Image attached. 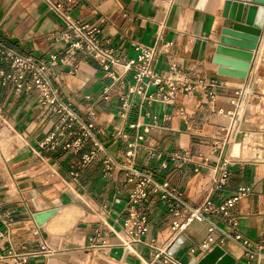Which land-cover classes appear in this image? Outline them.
Returning <instances> with one entry per match:
<instances>
[{
	"label": "crops",
	"instance_id": "1",
	"mask_svg": "<svg viewBox=\"0 0 264 264\" xmlns=\"http://www.w3.org/2000/svg\"><path fill=\"white\" fill-rule=\"evenodd\" d=\"M51 1L71 19L98 28L102 47L121 62L108 71L73 49L64 22L44 0H0V46L33 57L59 102L48 103L35 87L17 90L7 81L11 64L0 61V264H19L17 257L26 254L27 264H197L215 247L235 264H249L247 251L254 254L251 264H264V17L243 80L220 75L214 58L223 29L233 25L227 2H243L247 9L248 0ZM137 46L156 49L153 71L162 80L146 93L132 92L133 73L122 66L137 56ZM201 81L206 89L181 90ZM171 85L178 90L169 100ZM59 105L74 113L73 122L57 112ZM235 120V141L219 151L216 139ZM53 136L58 147L47 141ZM77 140L82 146L65 148ZM236 144L238 156L232 153ZM86 156H92L88 162ZM224 159L231 162L230 175L219 188L214 169ZM134 171L169 180L190 209L206 201L218 207L240 188L250 192L232 211L236 226L228 217L206 214L181 233L173 222L183 221L186 210L176 218L151 193L139 207L148 217V233L126 247ZM44 214L49 218L40 224ZM181 237L173 263L155 259L158 250L169 255Z\"/></svg>",
	"mask_w": 264,
	"mask_h": 264
},
{
	"label": "built area",
	"instance_id": "2",
	"mask_svg": "<svg viewBox=\"0 0 264 264\" xmlns=\"http://www.w3.org/2000/svg\"><path fill=\"white\" fill-rule=\"evenodd\" d=\"M47 3L48 9L55 14H57L60 19L64 22L65 27L68 31L67 38L72 40L73 43L71 47L77 51H80L85 56L94 57L96 60L100 61L106 70H111V68L117 64H120L121 60L114 57V53L102 47L98 28H91L88 25L82 23L81 21H76L70 18V16L63 10L62 4L54 3L51 0H44ZM72 2L73 0H69ZM137 56L133 59L125 60L122 63L123 68L126 73L132 72L135 81V87L132 92H144L148 90L150 86L162 85V80L159 79L153 71V63L156 58V49L147 48L143 46L136 47ZM0 61L9 62L14 70V73L7 77V81L15 85L17 90H22L24 88L32 90L34 87L37 88L41 94L42 99L51 104H58V99L56 98L54 92L51 90L50 84L44 77L42 68L36 63L33 57H23L17 55L13 52L6 50L3 46H0ZM30 76L31 81L25 83L26 78ZM206 89L207 85L204 82L196 83H185L184 87L181 89L183 92H193L197 88ZM171 90L167 95L169 100L174 99L176 92L178 90L174 85L170 86ZM150 99V98H149ZM147 100V99H146ZM126 104L124 108H126ZM59 113L65 112V116L68 121L73 122L75 120V115L73 112H69L66 107L59 105L57 110ZM125 113L121 116L125 117ZM239 126L237 120L234 121L233 126L227 132L226 136L223 138L216 139L215 146L219 151H223L227 146L232 144L238 133ZM63 135V132H62ZM85 137H90L89 134L84 135ZM139 139H142L140 137ZM47 141L52 142L53 147H58L60 145L59 141L55 137H49ZM82 146V142L77 140L75 143H68L65 145L66 149H71L72 147ZM94 146L98 151H102L103 148L98 142H94ZM92 156L84 157V162H88ZM129 157H133V153H129ZM230 161L223 160L219 167L214 169L215 184L217 187L221 188L227 184L229 179V165ZM107 170L110 171L112 166L110 161H106ZM134 178L138 179V182L134 188V191L130 195L129 199V219L125 223L126 234L131 239L129 242H124V245L128 247L129 244L139 243L147 235L149 230V220L147 215L139 210L140 205L145 201L149 195L152 193L154 195L160 196L164 205L168 206L171 213L176 218H183L182 210L185 209L187 212V217H184L183 221H174L173 230L175 233H181L194 221H204L206 214L211 215H222L230 219V223L234 226L237 225V220L231 217L232 211L235 209L239 201L247 197L250 189L240 188L238 194L233 198L228 199L222 205L215 207L210 201H206L203 205L196 209H190L183 199L182 193L175 188L169 180L156 181L151 176L134 171L132 175ZM151 186V189L148 187ZM210 241H212L210 239ZM245 246H250L251 243L248 240L244 241ZM44 252H50L47 247L44 248ZM31 254H26L21 257L19 264H27V259ZM155 259L163 258L165 263H173V258L166 252L161 250L156 251ZM247 260L249 264L254 260V254L250 251L246 252ZM174 264V263H173Z\"/></svg>",
	"mask_w": 264,
	"mask_h": 264
},
{
	"label": "water",
	"instance_id": "3",
	"mask_svg": "<svg viewBox=\"0 0 264 264\" xmlns=\"http://www.w3.org/2000/svg\"><path fill=\"white\" fill-rule=\"evenodd\" d=\"M251 2L247 9L245 3L228 1L226 10H230L229 19L233 22L231 28L223 29L222 44L216 49L214 62L220 65L219 74L231 76L239 79H247L251 62L253 61V51L256 50L259 38L262 34L260 13L264 12V0H248ZM246 17L243 22L244 11ZM197 46H202L200 41ZM202 50L204 47L202 46ZM223 58L224 62L217 61ZM228 58V59H225ZM227 67L229 69H223ZM44 136L38 139L41 142ZM183 242L181 237L176 241L169 255L173 256ZM236 261L220 247H215L197 264H235ZM196 264V263H195Z\"/></svg>",
	"mask_w": 264,
	"mask_h": 264
},
{
	"label": "bare ground",
	"instance_id": "4",
	"mask_svg": "<svg viewBox=\"0 0 264 264\" xmlns=\"http://www.w3.org/2000/svg\"><path fill=\"white\" fill-rule=\"evenodd\" d=\"M263 16H264V12L262 11L260 13V20H261V18ZM217 61L224 62L225 60L223 58H218ZM223 69H229V68L223 67ZM238 107H239V110H240V115H242L244 113V111H245V105L244 104L243 105H238ZM240 148H241V146L239 144L234 145L233 151H232L234 156H238L240 154V150H241ZM49 215L50 214L40 215L39 218H38L39 223L40 224H44L46 222V220L49 218Z\"/></svg>",
	"mask_w": 264,
	"mask_h": 264
},
{
	"label": "rangeland",
	"instance_id": "5",
	"mask_svg": "<svg viewBox=\"0 0 264 264\" xmlns=\"http://www.w3.org/2000/svg\"><path fill=\"white\" fill-rule=\"evenodd\" d=\"M259 92H261V91H259ZM252 96V98H253V94H251ZM250 97V93L248 92V95H246V99H244L243 100V104L245 105V103H247V101H248V98ZM256 99V98H255ZM246 100V101H245ZM237 101H238V98L236 97V103H237ZM254 101H256V100H254ZM238 104H240V103H238ZM253 104H254V106H255V102H253ZM245 109H246V107H245ZM253 140H251V139H248V143H253L252 142Z\"/></svg>",
	"mask_w": 264,
	"mask_h": 264
}]
</instances>
